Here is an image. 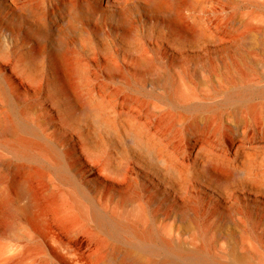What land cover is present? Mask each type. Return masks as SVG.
<instances>
[{
  "label": "rangeland",
  "instance_id": "rangeland-1",
  "mask_svg": "<svg viewBox=\"0 0 264 264\" xmlns=\"http://www.w3.org/2000/svg\"><path fill=\"white\" fill-rule=\"evenodd\" d=\"M132 2L126 0L128 11H133ZM52 3L48 9L55 15L41 28L45 42L35 57L31 51L37 40L11 21L16 24L25 18L32 22L30 8L41 6L42 0H16L15 5L0 8V41L11 48L8 60L0 58V191L9 192L8 180H13L15 166L22 162L7 145L13 137L1 134V129L7 120H18L34 128L33 136L48 134L61 151L73 150L66 162L76 168L80 181L88 182L108 221L121 215L122 199L137 192L135 203L145 212L142 217L126 218L139 229L168 240L170 246H142L128 235L99 232L67 187L49 183L46 172L31 179L32 193L44 203L45 191H61L59 200L67 210H49L40 232L22 214H14L12 223L17 231L35 230L36 238L25 243L28 257L19 261L9 256L8 233L0 232V264H117L124 249L142 253L138 264H196L191 261V249L206 254L212 264L228 263L231 252L244 255L250 264H264V0H187L180 6L181 27L143 7L135 13V34L129 38L115 28L113 13L122 10L119 6L108 7L102 19L81 16L70 26L58 21L61 6ZM61 36L86 65L85 81L73 79L77 91L90 92V104L107 113L130 114L164 142L172 156L178 160L190 157L184 164L188 175L177 185L181 194L172 191L170 183L159 178L153 168H145L147 158L138 150L126 145L118 154L120 145L114 146L106 134L103 150L107 153L96 160L117 157L122 163L118 179L113 177L118 174L113 166L98 167L97 161L87 160L78 141L72 144L69 138L77 136L74 127L85 129L86 122L83 112L71 107L69 96L53 74L50 55ZM141 57L153 60L154 74L148 77L159 75L156 83L143 89L135 81ZM21 61L27 64L28 79L16 73L14 66ZM124 64L134 79L130 87L121 79L103 78L95 71L99 67V72L106 73ZM17 100L34 102L32 113L22 112L23 103L15 105ZM204 106L214 109L202 114L199 109ZM35 117L41 121L39 127ZM193 118L205 127L203 134L190 130ZM246 151L254 154L253 182L236 169V161L229 160L228 175L220 180L193 158L197 153L219 158L240 152V161ZM39 161L48 163V157ZM183 205L194 214L191 226L183 223L185 215L174 216L173 211L180 213ZM176 244L181 246L180 252L174 250ZM164 257L175 262H162Z\"/></svg>",
  "mask_w": 264,
  "mask_h": 264
},
{
  "label": "bare ground",
  "instance_id": "bare-ground-1",
  "mask_svg": "<svg viewBox=\"0 0 264 264\" xmlns=\"http://www.w3.org/2000/svg\"><path fill=\"white\" fill-rule=\"evenodd\" d=\"M144 2L138 3L133 0L130 7L133 11H128L126 0H42L43 4L37 6L36 4L31 6V13L34 20L29 22L25 18H19L17 23H11L12 26L25 28L27 34L33 36L37 41L33 46L31 53L35 56L39 55L43 43L45 42V30L41 29L43 25L49 23L51 15H55V12L48 9V3L54 5L55 2L61 9L59 14H56L57 18L64 25L69 24L74 26L73 19L81 16H98L99 19L105 17L104 13L108 7L117 6L121 7L122 10L113 13L115 14V28L122 30V36L125 38L132 37L135 34V20L137 10L140 8H147L148 10L161 13L168 22L171 24L181 27V15L180 6L185 4L187 0H143ZM16 0H0V8L4 6L15 5ZM74 13L72 19L70 14ZM70 16V17H69ZM32 34V35H31ZM27 37V36H26ZM4 41V40H3ZM0 41V58L8 60L11 48H8L6 44ZM12 53V52H11ZM50 59L54 69V76L60 84L64 87L63 90L69 96L70 101L74 110L82 111L84 121L86 122V128L82 129L79 126H75L76 138L70 137L69 140L75 143L78 141L79 146L83 149V154L89 161H97V166L108 167L113 166L118 174L114 175L115 179H118V175H122V163L117 157L105 158L103 162L98 159L99 156L106 154L103 150L105 146L104 135H107V140L120 145L117 149V153L125 151L126 145L133 149L141 152L145 158H147L146 169L153 168L158 172L159 178H162L164 182L170 183V189L179 193L177 185L187 177L186 164L189 158L178 160L172 156L167 145L160 141L157 136L151 134L144 126L133 118L128 113L120 112H105L99 105L90 104V92L80 91L75 88L74 79L76 78L78 83L85 81L86 65L82 59L75 57L73 51L68 47L67 38L59 37L57 44L51 51ZM142 67L136 71L137 78L135 81L141 85L142 89L149 83L150 85L156 83L159 79V75L156 74L154 77H148V74L153 73L152 70L153 60L140 58ZM16 67L21 78L28 79L24 67L27 64L23 61ZM96 72L100 73V76L107 79H121V81L132 86L134 79L129 77L127 67L124 65H116L112 69H108L106 73L99 72V67H96ZM131 71V70H130ZM154 74V73H153ZM131 96H129L130 98ZM168 99V97H165ZM21 111L26 115L32 113L34 102H26L17 100L15 105L22 104ZM18 107V106H17ZM213 106H204L199 111L204 114L213 110ZM198 117L202 115H197ZM35 126H40L41 121L35 117ZM34 128L28 124L18 120H7L1 129V134L12 136L13 139L7 144L8 147L13 150L22 162L15 166V174L12 178H9V192L5 189L0 191V232L7 234L6 246L12 249L10 257H16L19 261H23L28 257L29 249L25 247V243L29 240H35L37 232L44 228L47 221V212L49 210L59 212L61 210H67L60 203L62 192H48L45 191V202L42 203L40 199L34 195L30 189L29 182L35 176L45 174L48 178L49 183L58 184L62 187L66 186L68 194L75 197L79 202L80 208L85 213L87 220L90 225L98 230L99 232L105 233V230L113 231L121 236H130L137 244L145 245L153 248H168L170 246L168 240H164L158 237L156 234L148 229H139L136 222L129 221L127 215H135L142 217L145 208L141 204L135 203L139 198L137 192L133 191L126 195L121 202V215L116 218L113 222L108 221L105 216V210L100 205L97 195L91 193L89 184L86 180L80 181L78 179V172L72 164L66 162V158L73 153V150L64 152L61 151L55 144L54 140L48 135H37L33 136ZM190 130L197 135L203 134L205 127L196 122L193 118L190 123ZM30 135L31 137L27 136ZM26 135V136H25ZM74 145V144H73ZM196 143L193 142L191 148L194 149ZM197 153V152H196ZM77 154V153H76ZM241 154L240 152L234 153L232 159L227 157H215L205 156L200 153L193 155L194 160L201 165L205 172L208 174H216L221 180L224 179L227 173V167L229 160L236 161V169L244 175V178H248L250 182H253L251 176V169L253 165L254 154L246 151L243 158L238 160ZM106 156V155H105ZM40 157H48V163L39 161ZM225 158V159H224ZM227 159V160H226ZM26 161L27 163H25ZM99 168V169H100ZM16 176V177H15ZM256 182V181H254ZM15 188L13 192L12 189ZM188 192V191H187ZM220 194H223L222 192ZM229 197V196H228ZM21 203H20V202ZM180 213L173 211L177 214L185 215L184 222L182 218L180 220L187 226H191L194 221V214L187 209L186 205L179 208ZM190 212V213H188ZM22 214L33 226L35 230L27 229L25 232H18L17 227L13 225L12 220L14 214ZM182 217V216H181ZM110 227L111 229H108ZM176 252H180L181 246L176 244L174 246ZM144 252V251H143ZM142 255V253H138ZM138 254L131 252L128 249L122 250L117 256V264H138ZM191 261L196 264H212V260L203 252L197 249H191L190 252ZM162 262L174 263V260L163 258ZM177 262V261H176ZM180 264H187L186 262H180ZM224 264H250L244 255L230 253V261Z\"/></svg>",
  "mask_w": 264,
  "mask_h": 264
}]
</instances>
